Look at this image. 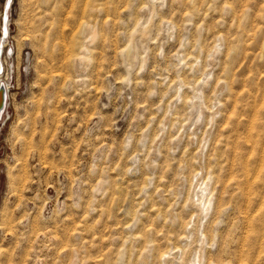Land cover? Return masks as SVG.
Wrapping results in <instances>:
<instances>
[{"label":"rangeland","instance_id":"374dc122","mask_svg":"<svg viewBox=\"0 0 264 264\" xmlns=\"http://www.w3.org/2000/svg\"><path fill=\"white\" fill-rule=\"evenodd\" d=\"M4 17L0 264H264V0Z\"/></svg>","mask_w":264,"mask_h":264},{"label":"bare ground","instance_id":"6f19581e","mask_svg":"<svg viewBox=\"0 0 264 264\" xmlns=\"http://www.w3.org/2000/svg\"><path fill=\"white\" fill-rule=\"evenodd\" d=\"M5 28V27H4ZM4 28H3V37H2V40L0 41V86L1 85H3L4 86V89H5V97H6V101H5V105L6 106H4V109H3V112H2V114L0 115V129H1V127H3L2 125H3V122H5L7 119H8V117H9V110H10V107H9V96H8V92H9V89L11 88V81H6V82H4L3 80H2V78H1V75H2V73H3V66H2V62H1V57H2V49L4 48L5 49V47H6V45H7V39H5V34H4ZM4 54H5V56L6 57H11V53L10 52H8V53H6L5 51H4ZM179 251V250H178ZM182 253V252H181ZM163 254V253H162ZM183 254V253H182ZM181 254V255H182ZM163 256V255H162ZM161 256V257H162ZM181 261H182V259H181ZM199 261V260H198ZM185 263V262H184ZM183 263V264H184ZM181 264H182V262H181Z\"/></svg>","mask_w":264,"mask_h":264},{"label":"water","instance_id":"95a60500","mask_svg":"<svg viewBox=\"0 0 264 264\" xmlns=\"http://www.w3.org/2000/svg\"><path fill=\"white\" fill-rule=\"evenodd\" d=\"M5 89H4V86L1 85L0 86V115L2 114L3 112V109H4V106L5 105V101H6V97H5Z\"/></svg>","mask_w":264,"mask_h":264},{"label":"snow or ice","instance_id":"6c2138e0","mask_svg":"<svg viewBox=\"0 0 264 264\" xmlns=\"http://www.w3.org/2000/svg\"><path fill=\"white\" fill-rule=\"evenodd\" d=\"M4 24H5L4 34L7 35V27H6V24H7V17H4Z\"/></svg>","mask_w":264,"mask_h":264}]
</instances>
